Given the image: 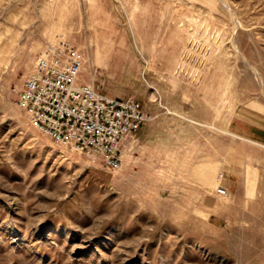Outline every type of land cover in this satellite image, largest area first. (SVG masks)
<instances>
[{
    "label": "rangeland",
    "instance_id": "1",
    "mask_svg": "<svg viewBox=\"0 0 264 264\" xmlns=\"http://www.w3.org/2000/svg\"><path fill=\"white\" fill-rule=\"evenodd\" d=\"M60 40L149 115L118 169L16 103ZM0 264H264V0H0Z\"/></svg>",
    "mask_w": 264,
    "mask_h": 264
},
{
    "label": "built area",
    "instance_id": "2",
    "mask_svg": "<svg viewBox=\"0 0 264 264\" xmlns=\"http://www.w3.org/2000/svg\"><path fill=\"white\" fill-rule=\"evenodd\" d=\"M84 56L69 40L51 43L34 62L16 100L32 124L111 169L125 140L148 120L138 98L113 97L81 79ZM219 194L226 188L216 186Z\"/></svg>",
    "mask_w": 264,
    "mask_h": 264
},
{
    "label": "bare ground",
    "instance_id": "3",
    "mask_svg": "<svg viewBox=\"0 0 264 264\" xmlns=\"http://www.w3.org/2000/svg\"><path fill=\"white\" fill-rule=\"evenodd\" d=\"M250 140V139H249ZM255 142V141H254Z\"/></svg>",
    "mask_w": 264,
    "mask_h": 264
}]
</instances>
